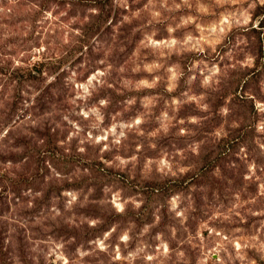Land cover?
Wrapping results in <instances>:
<instances>
[{
  "label": "rangeland",
  "instance_id": "1",
  "mask_svg": "<svg viewBox=\"0 0 264 264\" xmlns=\"http://www.w3.org/2000/svg\"><path fill=\"white\" fill-rule=\"evenodd\" d=\"M0 264H264V0H0Z\"/></svg>",
  "mask_w": 264,
  "mask_h": 264
},
{
  "label": "trees",
  "instance_id": "2",
  "mask_svg": "<svg viewBox=\"0 0 264 264\" xmlns=\"http://www.w3.org/2000/svg\"><path fill=\"white\" fill-rule=\"evenodd\" d=\"M20 78L24 81H29V82L35 80V76L31 73H23V77L20 76ZM20 78L18 79L19 83L22 81Z\"/></svg>",
  "mask_w": 264,
  "mask_h": 264
}]
</instances>
